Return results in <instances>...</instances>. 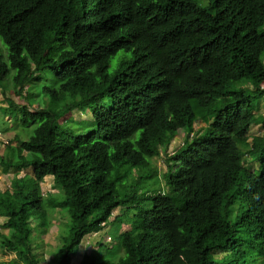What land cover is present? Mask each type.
<instances>
[{
  "label": "trees",
  "instance_id": "1",
  "mask_svg": "<svg viewBox=\"0 0 264 264\" xmlns=\"http://www.w3.org/2000/svg\"><path fill=\"white\" fill-rule=\"evenodd\" d=\"M0 88V264H71L110 223L123 254L79 264H264V0H0Z\"/></svg>",
  "mask_w": 264,
  "mask_h": 264
},
{
  "label": "rangeland",
  "instance_id": "2",
  "mask_svg": "<svg viewBox=\"0 0 264 264\" xmlns=\"http://www.w3.org/2000/svg\"><path fill=\"white\" fill-rule=\"evenodd\" d=\"M262 103V102H261ZM7 102L5 100V96L2 93V90L0 88V108L6 106ZM263 110L262 105L260 106V109H257L255 112L257 114L261 113ZM87 112V113H86ZM73 118L78 121H90L91 119V111H82L79 109H75L72 111ZM20 123L18 120H13L10 115L5 114L0 109V154L5 152L6 145L9 140H12V137L14 136L15 132L17 131L18 126ZM205 126V123L201 120H197L195 124V129L199 130L201 127ZM263 128L260 125H252L248 132V140H251L253 136L262 134ZM186 132L182 129H180L177 133V135L174 137V139L169 142L167 149L169 153L173 152L180 144H182L183 139L185 137ZM28 157H31L29 153H27ZM244 164L249 168V170H254L258 168V162L253 160L250 156L246 158V161ZM156 165L159 170V175H162L164 172V162H163V156L159 158V160L156 162ZM32 169L31 167L26 168L23 170L25 173H31ZM15 169H10L9 171L5 172L3 171L2 165L0 164V188L2 190L9 188L12 176L15 174ZM163 184L165 183V180L162 178ZM161 181H157L155 183V187H160ZM145 188V187H144ZM143 188V189H144ZM42 190L44 194L50 193V192H57L58 188L53 182L52 176H46L44 180L42 181ZM119 209H117L116 213H119ZM55 219H53V225L49 229V233L46 236V242L48 245L53 246L57 243L59 240V233L60 228L63 231V234L66 235L69 232V225L70 223L66 221V224H61L62 219L60 220L58 217L59 214L55 213ZM5 220V217L0 216V226L2 225L3 221ZM129 227V224L122 223L120 226L119 224H114L113 228L111 229V223L107 227L105 231H98L95 233L88 234L85 236L80 245L77 248L76 254L72 258V262L79 264L82 256L85 253H92L96 254L99 253V251L105 252L107 258L110 259H118L122 254L123 250H120V244H119V235L120 232L126 230ZM1 230H3L6 233H9L6 228L0 227ZM111 229V230H110ZM110 235L112 239L108 240L107 236ZM109 249V252H108ZM222 253H220L221 255ZM16 257V253L12 251H4L0 247V260H10ZM114 257V258H113ZM261 258V257H259ZM46 260L48 263H51V256L50 254L46 256ZM256 264H263V261H259Z\"/></svg>",
  "mask_w": 264,
  "mask_h": 264
},
{
  "label": "clouds",
  "instance_id": "3",
  "mask_svg": "<svg viewBox=\"0 0 264 264\" xmlns=\"http://www.w3.org/2000/svg\"><path fill=\"white\" fill-rule=\"evenodd\" d=\"M96 232H98V231H96ZM92 233H95V232H92ZM91 234V233H90ZM110 235H108L107 237H109ZM108 240H110V239H112L111 237L110 238H107ZM74 262H72L71 264H73ZM74 264H76V263H74Z\"/></svg>",
  "mask_w": 264,
  "mask_h": 264
},
{
  "label": "built area",
  "instance_id": "4",
  "mask_svg": "<svg viewBox=\"0 0 264 264\" xmlns=\"http://www.w3.org/2000/svg\"><path fill=\"white\" fill-rule=\"evenodd\" d=\"M108 238H110V236H109ZM73 264H74V263H73Z\"/></svg>",
  "mask_w": 264,
  "mask_h": 264
}]
</instances>
